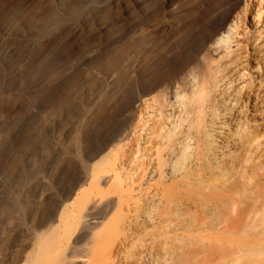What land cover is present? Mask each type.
Here are the masks:
<instances>
[{
  "label": "rangeland",
  "instance_id": "obj_1",
  "mask_svg": "<svg viewBox=\"0 0 264 264\" xmlns=\"http://www.w3.org/2000/svg\"><path fill=\"white\" fill-rule=\"evenodd\" d=\"M78 1L83 8L70 17ZM240 1L0 0V264H17L34 230L87 189L84 205L103 169L129 176L140 101L183 69ZM256 183L228 193L213 215L186 213L179 232L168 221L136 220L134 210L112 212L118 187H104L100 226L78 208L66 214L77 226L61 260L90 243L95 264H141L137 254L146 251L157 264H264V207L254 208L264 179Z\"/></svg>",
  "mask_w": 264,
  "mask_h": 264
},
{
  "label": "bare ground",
  "instance_id": "obj_2",
  "mask_svg": "<svg viewBox=\"0 0 264 264\" xmlns=\"http://www.w3.org/2000/svg\"><path fill=\"white\" fill-rule=\"evenodd\" d=\"M241 1L225 12L223 25L205 37L183 69L168 72L140 101L139 136L134 157L126 161L129 176L107 168L99 172L91 184L95 194L84 205L87 189L68 199L57 220L34 230L17 264H65L61 253L75 239L77 226L66 214L78 208L80 219L100 226L95 213L104 202V187H118L112 212L134 210L136 220L143 218L150 226L168 221L179 232L178 221L186 213L200 209L213 215L227 204L228 193L239 194L264 179L259 173L264 158V0ZM83 2L69 8L70 17L80 13ZM263 201L254 208L264 207ZM162 207L174 214L163 219L156 214ZM50 232L52 239L46 238ZM84 250L72 252L68 264H95L93 245L85 243ZM137 258L141 264H157L150 251Z\"/></svg>",
  "mask_w": 264,
  "mask_h": 264
}]
</instances>
